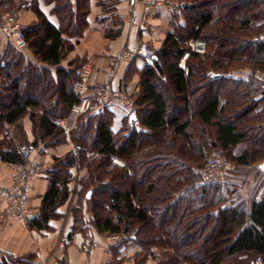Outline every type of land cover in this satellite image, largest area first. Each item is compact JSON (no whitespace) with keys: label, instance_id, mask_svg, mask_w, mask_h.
<instances>
[{"label":"trees","instance_id":"1","mask_svg":"<svg viewBox=\"0 0 264 264\" xmlns=\"http://www.w3.org/2000/svg\"><path fill=\"white\" fill-rule=\"evenodd\" d=\"M185 1L191 6L178 13L184 26L174 28L154 51L160 67L154 71L144 65L137 71L139 90L131 98L140 130L124 135L125 116L120 132L112 133L113 113L107 107L82 113L68 134L78 157L68 153L54 159L50 186L30 228L45 230L49 220L58 218L56 208L69 196L68 169L83 163L87 173L74 191L72 231L86 229L82 202L90 192L91 224L99 234L120 235L111 246L119 252L136 247L134 264H146L157 246L171 248L157 264H180L184 256L196 264H253L259 256L264 264V187L258 199L237 208L223 205L224 184L199 178L209 152L236 167L252 163L259 148L264 152V131L256 140L250 137L264 120V85L251 77H216L245 67L264 70V41L258 40L264 32V0ZM46 2L53 3L59 27L34 8L37 21L22 33L37 62L57 66L73 49L69 39L81 37L87 26L88 2ZM20 4L27 7L23 0ZM100 5L110 9L107 2ZM190 39L203 42L205 52H192L186 43ZM184 53L186 72L179 67ZM84 63L78 58L68 70L57 69L53 81L48 69L25 62L7 46L0 55V132L3 122L15 124L28 114L34 140L20 138L22 143L36 148L38 140L50 146L65 142L66 133L53 121L66 117L78 102L73 90ZM15 151H0V157L18 163ZM112 158L122 166L113 165ZM2 264L26 263L13 258Z\"/></svg>","mask_w":264,"mask_h":264},{"label":"crops","instance_id":"2","mask_svg":"<svg viewBox=\"0 0 264 264\" xmlns=\"http://www.w3.org/2000/svg\"><path fill=\"white\" fill-rule=\"evenodd\" d=\"M70 1L72 4L75 3V0ZM87 2V26L81 37L69 39L73 49L57 66H47L37 62L30 50H17L13 43L5 37H0V55L4 53L7 46H12L22 54L25 62L48 69L53 81L57 80L55 73L57 69L68 70V64L73 60L85 59L84 65L91 66L85 94L92 103H94L96 95L99 94L105 79H109L115 89L124 90L129 95L136 94L139 90L137 71L144 65L150 66L141 59H136L131 63L132 67H129V75L125 76L128 66H123L118 62L119 54L141 42L149 43L154 51H157L165 37L173 33L174 28L184 26L183 18L178 13H171L164 7L147 10L139 0H87ZM101 2L109 3L110 9L102 10ZM52 7L53 3H48L46 0H36L32 6L27 7H23L20 0H0V14L11 11L22 28L37 21L34 8L43 13L51 25L58 28L59 22L56 15L52 13ZM108 13L109 15H106ZM134 15L138 16L139 24L144 25V29H139V24H131L130 20ZM179 67L185 72L187 71L185 59H180ZM150 68L154 71L157 70ZM252 73L250 68H244L239 71H231L228 74H218V77L246 80L249 77L253 78ZM92 108H94L93 105ZM107 108L113 113L110 130L112 133H118L123 127L125 116L115 105ZM28 111L30 112V109ZM126 119L128 127L124 135H127L131 130L129 119L127 117ZM134 129L138 131L140 127ZM68 134L69 132L66 133V141L57 145L50 146L46 144L47 142L38 140L36 153L28 162L31 175V188L26 202V207L30 210L29 220L38 214L42 196L50 186L49 172L54 164V159L62 158L68 153H71L74 158L78 157V151L77 154H73V150L77 148L69 140ZM20 138H23L26 143L34 140L32 123L28 114L22 116L15 124L2 123L0 151L4 152L15 148L20 159V149L26 145L21 142ZM86 157L89 158L90 154H86ZM112 160L122 163L117 158H112ZM16 163L6 162L0 157V212L6 206L1 191L11 185ZM68 172L70 177L66 185L69 196L64 203L56 208L55 212L58 214V218L49 220L47 229L30 228L29 220L26 223L8 220L0 225V264L13 258L23 259L26 264H51L52 260L56 258H61L65 264H134L133 256L137 248L131 247L122 253L111 247L113 244L105 245L106 235L99 234L91 224L89 208L86 205L82 207V219L87 225L86 229L72 231V198L75 196L74 191L80 187V179L86 176L87 171L84 165L77 163L71 166ZM89 196L90 192L86 194L85 199L87 200ZM92 242L99 243L101 247L89 254L87 246ZM146 264H150L149 260Z\"/></svg>","mask_w":264,"mask_h":264},{"label":"built area","instance_id":"3","mask_svg":"<svg viewBox=\"0 0 264 264\" xmlns=\"http://www.w3.org/2000/svg\"><path fill=\"white\" fill-rule=\"evenodd\" d=\"M27 6L33 5L36 0H23ZM145 9L151 10L157 7H164L171 13H180L182 10L191 6V3L185 0H139ZM106 15H109L106 14ZM132 25L139 24L138 16H132L130 20ZM139 29H144V25H138ZM0 37L10 40L15 48L23 51L27 48V43L22 33V27L16 16L10 13L0 14ZM258 40L264 41V33L258 36ZM187 45L192 52L204 53L205 44L201 41H187ZM188 53H184L182 59H185ZM141 59L153 69L160 67L161 62L156 58L154 49L147 42H141L137 46L123 50L118 56V62L123 66H129L134 60ZM91 73V66L85 64L79 73V80L74 85V93L78 102L74 104L69 113L64 118H59L53 123L61 128L64 132H69L73 127L76 118L85 111L92 108L94 112L102 107L115 105L129 119L130 129L138 128L139 124L134 118L135 107L133 100L128 96L126 91L112 87L109 79L102 83L101 90L91 102L85 94L87 81ZM218 76V75H217ZM252 77L264 85V70H256ZM131 117H133L131 119ZM84 151V149H82ZM36 153V148L30 145H24L20 149V162L14 165V174L12 183L9 187L1 191V195L6 201V206L0 212V225L8 220H18L28 222L30 210L26 207V202L30 193V179L28 162L32 155ZM77 154V149L73 150ZM113 165L122 166L121 162L112 160ZM235 168V164L228 161L219 153H214L208 157L204 166L199 171V178L202 182L222 186L228 174ZM135 232V231H134ZM121 239L118 234L106 235L105 245L114 244ZM101 247L99 243L92 242L87 246V251L92 253L95 249ZM90 260V259H89ZM51 264H65L61 258L53 259ZM253 264H262L259 256L255 257Z\"/></svg>","mask_w":264,"mask_h":264},{"label":"rangeland","instance_id":"4","mask_svg":"<svg viewBox=\"0 0 264 264\" xmlns=\"http://www.w3.org/2000/svg\"><path fill=\"white\" fill-rule=\"evenodd\" d=\"M6 13L13 14L11 11H8ZM204 52H205V48H204ZM245 68H249V67H245ZM239 70L241 69H238V70L235 69V71H239ZM251 70L254 72L256 70H261V69L254 68ZM128 96L131 98V95L128 94ZM78 117L75 120L74 126L77 122ZM256 127H259V130L255 134L252 133L250 135L252 141L258 139L259 136H262L263 131H264V120L256 124ZM241 147L242 146L234 148L231 152H229V157L232 155H237ZM209 153L214 154L217 152L214 151V152H209ZM195 155H196V152L193 151L191 153V156L194 157ZM263 162H264V152L261 150V148H259L258 150H256L254 161L250 163L248 166L236 167L235 165V168L231 170V172L228 174L225 180V183L221 189L222 197L224 199L223 205H234L237 208L238 207L241 208L243 205H247L250 202V200L252 199L256 200L260 197L263 191V187H264V171H262L259 168V165ZM80 165H84V164L82 163ZM76 199H77L76 196L72 198L73 204H75ZM82 205L83 207H85L86 205V207L89 208V205L87 202H82ZM170 244H173L174 247H176L177 245L176 243H170ZM170 249H171L170 247L169 248L165 247V249H162L161 246L155 247L154 257L148 259L150 264H157L158 261L162 260L163 254L166 253L163 251H169ZM181 260L183 262L180 264H196L197 263L195 262V258L191 256L189 257L184 256L182 257Z\"/></svg>","mask_w":264,"mask_h":264},{"label":"water","instance_id":"5","mask_svg":"<svg viewBox=\"0 0 264 264\" xmlns=\"http://www.w3.org/2000/svg\"><path fill=\"white\" fill-rule=\"evenodd\" d=\"M133 117H131V119H132ZM259 168L262 170V171H264V162L263 163H261L260 165H259Z\"/></svg>","mask_w":264,"mask_h":264}]
</instances>
